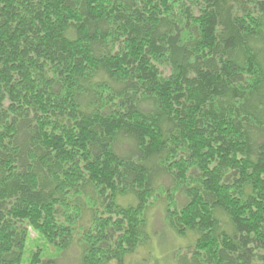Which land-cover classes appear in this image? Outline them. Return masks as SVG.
Wrapping results in <instances>:
<instances>
[{"label":"trees","instance_id":"1","mask_svg":"<svg viewBox=\"0 0 264 264\" xmlns=\"http://www.w3.org/2000/svg\"><path fill=\"white\" fill-rule=\"evenodd\" d=\"M161 198L264 264V0H0V264H127Z\"/></svg>","mask_w":264,"mask_h":264},{"label":"rangeland","instance_id":"2","mask_svg":"<svg viewBox=\"0 0 264 264\" xmlns=\"http://www.w3.org/2000/svg\"><path fill=\"white\" fill-rule=\"evenodd\" d=\"M163 198L152 200L153 205L149 210V219L147 230L150 238L140 246L138 251L128 256L127 264H139L143 262L155 263L157 260L160 264H180V257L188 252L190 246L195 245L196 239L192 235L176 236L169 228L164 212ZM39 237L32 234L29 243L30 251L37 248ZM54 248L50 247V252ZM80 246L76 242L72 248L60 259L62 264H80ZM110 264H117L113 261Z\"/></svg>","mask_w":264,"mask_h":264}]
</instances>
